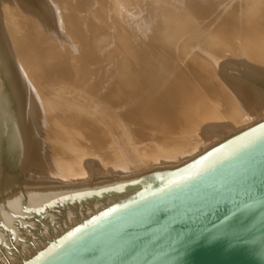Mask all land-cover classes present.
Here are the masks:
<instances>
[{
  "label": "water",
  "instance_id": "95a60500",
  "mask_svg": "<svg viewBox=\"0 0 264 264\" xmlns=\"http://www.w3.org/2000/svg\"><path fill=\"white\" fill-rule=\"evenodd\" d=\"M122 178L1 204L0 264H264V117Z\"/></svg>",
  "mask_w": 264,
  "mask_h": 264
},
{
  "label": "bare ground",
  "instance_id": "6f19581e",
  "mask_svg": "<svg viewBox=\"0 0 264 264\" xmlns=\"http://www.w3.org/2000/svg\"><path fill=\"white\" fill-rule=\"evenodd\" d=\"M2 1L3 0H0V7H1ZM110 1L111 2L107 0H69L68 1V5H70L71 7L70 13H71V18H72L69 24V28L73 32H76L78 35L81 36V42L83 45L90 44L92 46L90 50L92 49L93 50L88 51V53L98 52L97 50L100 47H103V45L109 42V41H106L104 38H102L101 37L102 34L101 32H99L100 30L107 28V24H105L107 21H108L107 22L108 24L111 23V26H114L113 23L115 24L117 23V21L119 22V20H121L123 22L127 21V23L130 24L128 25L130 26V28L133 25L135 27L137 26V28L138 26H146V28L149 27V29H151L150 27L152 28H155L157 26L161 27V25L163 26V24L167 25L168 20H169V23L171 21H174L175 24L171 28L173 29V33H175L176 36L174 37L175 39L171 41V44L174 43V41L178 42V44L180 41H182L180 42L181 44L178 45L179 48L183 50V47H186V46L188 47V49L186 50L187 52L181 51L183 55L182 61L183 63L185 62V65L187 66L186 70L188 71L189 74L193 75L192 78L194 80V82H192L191 84L193 85V88H192V91L190 92L191 94L188 98V102L183 106V108H181V113L179 114L180 117H179V120H177L178 122L176 121L172 123L171 121H168V124L167 125L165 124L166 126H161V127L159 126L158 131H161V132L163 131V132L156 139L152 137V133L148 132L146 134L148 135V140L149 141L151 140V142L153 143L155 142V145H150L149 141L145 143L146 140L145 141L143 140V142L140 143L139 146L133 145V144H136L135 141L139 139L138 136L137 137L135 136V132L136 130H138L137 129L138 127L135 129L133 127L135 126L134 123L136 119L138 120L135 113L140 111L139 113H141V115L144 118L146 117V112H144L143 108L140 106L141 104L140 102H138V99H135V101L127 102L128 104L126 106H122L121 104L119 105L118 109L116 108L119 111V114H120L119 120H121L122 126H124L123 124H125L124 129L121 130L120 129L121 127L119 129L112 128V127H106V125L104 126L102 123H100L101 126L103 125L102 126L104 128L103 130L106 131L107 135L108 134L112 135L115 133L118 135L122 134L121 136H123V142H122L124 146L123 149L124 151H129L128 159H129L130 164L127 162V160L126 162L121 161L118 167L121 169H115L111 165H109L111 161L113 162L115 161L113 160L114 156H111V152L107 149L106 144L103 143V139L107 137L106 133L103 131H100L99 127L94 125L95 120L93 121L91 119L92 118L91 116L94 113L90 111L87 112L86 109H84L82 110L84 113L79 112L81 114L79 117L75 115L69 116L70 118H66L67 124L66 125L62 124L64 126L60 125V127L59 128L57 127L56 130H52L53 134H55L56 132H60V133L64 132L65 136H67L68 139L72 138V140H69L71 143L73 140L82 141V138H84V136H86L87 138L90 136L93 139H90L89 140L90 142H86L82 144L81 146H78V144L75 145L76 148H70L71 151L75 153L71 154L69 158L59 157V160H55V162L58 163V164H55L57 168L55 170H54V167H50L46 169L45 173L41 176L43 178H40L41 174H37L39 172L37 171V169L40 166L37 163L40 164L42 162V165H43L44 160L46 158L45 152L47 153V151H44L45 145L43 148L42 146H39L38 144L39 142L36 140L35 136L33 135L34 132H30V129L32 128V126H35V125L37 126L39 124H36V123L33 124L31 122V118L35 116V114L33 115L31 113L30 106H28L29 101L26 97L27 93L25 94L24 93L25 91H24L23 93L19 94L17 91L18 94H15L16 91H13L14 88L13 90H11L12 85L15 84L17 88L19 86L15 82L16 79H14L15 80L14 84L10 86L11 84L10 80L11 82H13L12 81L13 78L11 77H13L14 75L9 78L8 76L9 72L7 71L8 69L6 66L7 65L10 67L13 66L11 63L14 61L13 60L14 58L11 57L9 51H6L7 45L5 43L6 38H4L5 32L3 33V29L5 28L6 23L3 22V19H2L3 15H2L0 17V21H1V25H0V139L5 136L7 137L6 142H7L8 159L11 160L12 166H15L16 164H19V163L23 166V168L22 169L20 168V169L24 171L23 172L24 177L26 175L27 177L31 176V179H34V180L35 179L43 180L44 178H47V179L50 178L49 176L51 177L54 176L53 174L55 173V175L57 174L59 177L63 176V178H66L68 180L82 182L80 183V185L78 184L74 186L75 188H72L74 190H81L83 188L90 187L89 183L92 182L93 179L99 175H104L109 172H111L109 174H112V172H114L118 176H121V177L125 176V174H128L127 172L129 171L128 169L127 171L124 170V168L126 169V167H128L129 169L130 167H133L135 169L140 170V169H145L147 167L152 168V167L162 165L163 167L154 168L153 170L149 171V172H156V171H159L160 169L168 168L178 163V161H181L187 157H190L196 154L197 152L215 144V142H218L224 138H227L233 135L235 132H238L246 128L247 126L253 124V122L264 117V91H262V89L257 86V84L264 85V0H238L239 5L237 4V2H235L236 3L235 5L240 6L239 7L241 9L240 11L242 12L243 10V14L247 15L246 17L248 18L244 17L245 20L243 19L242 20L244 22L248 21V23L245 22V25L243 26L242 25L240 26L239 24L237 31L233 30L234 32L232 31V33H230L231 32V31L229 32L230 30L229 22L230 21H228L227 18L223 19L217 23L218 26H220L219 28H216L218 29L219 32L212 30L211 34L210 35L208 34L209 35L208 37L204 36L206 25L203 26L202 25L203 23L202 24L201 22L199 23V19L201 18H198L199 17L198 15L201 14L202 16L203 14L204 16L205 13H209L210 10L212 12L210 3H213L215 6V2H217L216 0L215 1L206 0V3H204L203 5H202V2H200L201 0H110ZM219 2L220 1H218L217 3ZM230 2H232V0ZM166 3L171 5L172 7L166 6ZM232 3L234 4V2ZM209 4L210 6H208ZM224 4H226V2H224ZM200 6L203 7L204 10H200ZM220 6L221 5L219 4L218 7L220 8ZM66 7H69V6H66ZM165 7H168L167 12H165L163 9ZM225 7L227 6H224V8ZM223 10L224 9H222V11ZM226 11H229V10H226ZM233 12H232V15H233ZM0 15H1V11H0ZM105 20L107 21L104 22ZM239 20L241 23H243L241 19ZM202 22H203V19H202ZM46 25H48L46 22L42 23V26H46ZM121 27H119V29ZM141 28L142 27H140V29ZM134 29L131 30L130 33L134 31ZM161 30L159 29V31ZM149 31L151 32V30ZM135 32L136 31H134V34ZM162 32L164 31H161L160 33ZM186 32L187 34L188 32H190V36H192L191 38H189L190 37L188 36L189 34L186 35L190 39L188 42L184 40L186 39L184 37ZM121 33L122 32H120V34ZM139 33L137 34L139 35ZM165 33H168V32L165 31ZM131 34L133 35V32ZM159 35L154 34V36H157V37ZM144 36H145V33H144ZM154 36L152 35V37ZM127 37L129 36H126V38ZM200 37L205 38V39L203 40L200 39V41L197 40ZM134 38H135V35H134ZM155 38L152 39L150 36L148 43H150V40L154 41ZM162 38L166 39L165 36ZM157 41L158 40H156V42ZM123 44L125 45V43ZM84 52H81V53H84ZM172 58L173 57L171 56V60ZM87 59L88 61L93 60L92 63L94 64L97 58H96V55L92 53V55L87 57ZM92 63H89V65L87 66L84 65V67H86L85 69L91 70V68L93 67ZM124 65L128 66L129 61L124 63ZM146 65H148L150 68L151 63L149 61L148 62L146 61ZM148 70L149 69L145 70L143 68V70L140 69L138 71H131L129 72L130 73L128 76L129 78H127L126 81L125 80H122V81L127 82L128 88L130 87L135 88L134 90L135 93L140 90L138 92V96L144 97L148 92L147 88L149 87L147 86L150 85L149 80L156 79V76H154L153 73L148 72ZM58 71H60V68ZM98 76H99V73H98ZM113 77H116V76H113ZM83 81L81 84H83ZM116 82L117 80H115V83ZM88 83H87V86H88ZM118 84L121 85L120 80L118 81L117 85ZM116 89L118 90L114 89L115 93L112 94L110 97L111 101L113 100L119 101L121 99L128 98V96L130 95L128 94L124 86H121V87L118 86L116 87ZM51 98L53 99V97ZM30 101H33V100H30ZM124 104H125V101H124ZM103 106L102 108H104ZM67 107L73 108L75 107V104L71 103ZM102 108H100L99 110L95 108L97 109V111H94L95 112L94 115L97 116L98 114H100L101 110H103ZM123 108H126V111H123ZM132 108L136 110L134 114H132L130 111V109ZM105 112L102 111L101 113L104 115ZM109 114H107V116H109ZM21 117H23V119H21ZM111 117L114 118L113 116ZM36 118L38 117L36 116ZM109 118L107 117V119ZM110 122H113V119L110 120ZM53 124L54 123L52 121L51 125ZM74 125H77V126H74ZM173 125L176 126L174 129L172 128ZM156 133L158 132L156 131ZM49 134L51 135V133ZM140 136L144 138L142 134H140ZM144 139H146V137ZM54 140L56 141V139ZM1 144L3 145L2 140H0V146ZM51 148L53 147L48 146L47 150ZM5 153L6 152H4V154ZM115 155H116V158L118 159L123 154H120V155L115 154ZM142 156H144L145 158H148L147 163L142 158ZM82 157L86 158L84 159V161L88 159L91 160V161H88L84 169L82 168L83 173L75 169L73 166V164L76 163L77 160H79V158H82ZM1 159L2 157H0V161ZM66 162L70 163L72 167L66 169V165L68 164ZM94 163L97 164V166L96 165L94 166ZM90 164H92L93 166ZM29 169H31V171H29ZM60 172L61 173L64 172L66 174H61ZM114 173L112 175H114ZM140 175L141 173L134 177H138ZM134 177H128L126 175L125 178L124 179L122 178L121 180L134 178ZM102 179L98 178L96 181H99L98 183L102 184L105 181ZM37 181L38 182H34L35 184H31V185L43 187L45 186L44 185L45 183L46 184L48 183L45 181L44 183H41V181L39 180ZM120 181H117V182H120ZM102 185H99V186H102Z\"/></svg>",
  "mask_w": 264,
  "mask_h": 264
},
{
  "label": "rangeland",
  "instance_id": "374dc122",
  "mask_svg": "<svg viewBox=\"0 0 264 264\" xmlns=\"http://www.w3.org/2000/svg\"><path fill=\"white\" fill-rule=\"evenodd\" d=\"M68 1L67 0H53V1L52 0H3L1 3V7H0V11H1L0 17L3 15V18H2L3 22L6 23L5 28L3 29V33L5 32L4 38H6L5 43L7 45L6 51H9L11 57L14 58L13 59L14 61L11 63L13 66L11 67L8 65L6 66L8 69L7 71L9 72V74L8 72L7 74L9 78L14 75L13 77H11L13 78L12 79L13 82H11L10 80V83H11L10 86L14 84V81H15L14 79H16L15 82L19 86L17 88V86L14 84L11 86V90H13L14 88L13 91H16L15 94H18V93L20 94V93H23L24 91H25L24 92L25 94L27 93L26 97L28 101L31 103L30 104L28 102V106H30L31 113L33 115L35 114V116H33L34 119L33 117L31 118V122L33 124L35 123L39 124L37 126L36 125L32 126V128L30 129V132H34L33 135L35 136L36 140L39 142L38 143L39 146H42L43 148L45 145L44 151H47V153L45 152L46 158L44 160L43 165H42V162L40 164L37 163L40 166L37 169V171H39L37 174H41L40 178H43L41 176L45 173L46 169L50 167H54V170H55L57 168L55 164H58V163L55 162V160H59V157L69 158L71 154L75 153L71 151L70 148H76L75 145L78 144V146H81L82 144L86 142H90L89 141L90 139H93L90 136L88 138L84 136V138H82V141H78L75 139L76 141L73 140L71 143L69 140H72V138L68 139V137L65 136L64 132H61V133L56 132L55 134H53L52 130H56V128L57 127L59 128L60 125L62 124H65V125L67 124L66 118H70L69 116L75 115L79 117L81 115L80 113H84L82 111L84 109H86L87 112L90 111L95 114L94 111H97V109L99 110L100 108H102L103 105H105L103 106L105 109L102 108L103 110H101V112L106 111L104 115L100 112V114H98L97 116L94 114L91 116L92 117L91 119L93 121L95 120L94 125L98 126L99 130L105 133L106 131L103 130L104 128L102 127L103 125L104 126L106 125V127H112V128H118V129L121 127L120 129L122 130L124 129L125 124H123L124 126H122V122L121 120H119L120 114H119V111L117 110L119 105L122 104V106H126L128 104L127 102L135 101V99H138V102H140L141 104L140 106L143 108L144 112H146V117L144 118L141 115V113H139L140 111L136 112V110H134L133 108L130 109V111L132 114L136 112L135 115L138 118V120L136 119L134 123L135 126L133 127L134 129L138 127L137 129L139 131L136 130L135 136L136 137L138 136L139 139L137 138L138 140L135 141L136 144H133V145L139 146L140 143L143 142V140L144 141L146 140L145 143L149 141L148 135H146L148 132L152 133V137L156 139L163 132V131L162 132L158 131L159 126L160 127L166 126L168 124V121H171L173 123L179 120V117H180L179 114L181 113V108H183V106L188 102V98L191 94L190 92L192 91V88H193V85L191 84L192 82H194L192 78L193 75L188 73V71L186 70L187 66L185 65V62L183 63L182 61L183 55L181 51H186L188 47L187 46L183 47V50H181V48H179L178 46L179 44H181L180 42H182L180 40H179L180 41L179 44L178 42H175V41L174 43L171 44V41H173L175 39L174 37L176 36L175 33H173V29L171 28L175 24L174 21H171L169 23V20H168L167 25L163 24V26L161 25V27H158V26L155 27L157 29L152 28V27H150L151 29H149V27L146 28V26H138L137 28V26L135 27L133 25L130 28V26H128L130 24L127 23V21L123 22L121 20H119V22L117 21V23H115L116 25L113 23L114 26H111V23L108 24L107 23L108 21L105 20L104 22L107 21L105 23L107 24V28L105 27L106 29L100 30L99 32H101L102 34L101 37L109 42L103 45V47H100L97 50L98 52L88 53V51L93 50V49L90 50L92 46L90 44L83 45L81 42V36L78 35L76 32H73L69 28V24L72 18H71V13H70L71 7L70 5H68ZM107 1L111 2L110 0H107ZM212 1H215V0H212ZM216 1L217 2L220 1L221 3L215 2V6L213 3H210L212 12L210 10V12L205 13L204 16L203 14L202 16L201 14L198 15L199 16L198 18H201L199 19V23L200 22L201 24L203 23L202 24L203 26L206 25V28H205L206 32L204 31L205 37H208L211 34L212 30L218 31V29L216 28H219L220 26H218L217 23L226 18L228 21H230L229 22L230 23L229 32L231 31L230 33H232L233 30L237 31L239 24L240 26L241 25L243 26L245 25V22L248 23V21H245V22L243 21L245 20L244 17H246L247 15L243 14V10L242 12L240 11L241 9L239 8L240 6H238L239 5L238 0H232L234 4L230 2L231 0H226V1L224 0L226 4H224L223 0H216ZM200 2H202V5H203L204 3H206V0L205 1L201 0ZM235 2H237L238 5H235L236 4ZM210 4L208 6H210ZM217 4L221 5L220 8L218 7ZM223 5L227 7L224 8ZM66 6H69V7H66ZM166 6L172 7L171 5L167 3H166ZM168 7L163 8L165 12H167ZM202 8L203 7L200 6V10H204V8L203 9ZM222 9L224 10L222 11ZM226 10H229V11H226ZM232 12H233V15H232ZM202 19H203V22H202ZM239 19H241L243 23H241ZM44 22H46L48 25L42 26V23ZM123 24L124 25L126 24L127 26L126 25L124 26ZM0 25H1V21H0ZM118 26L119 27L122 26V27L119 29ZM110 27L112 28V30ZM140 27L142 28L140 29ZM132 28L133 29L135 28L134 31H136L135 34H134V31H132L133 35L131 34L132 32L130 33V31L133 30ZM170 28L172 29V31ZM115 29L117 32L115 31ZM159 29L160 30L162 29L161 31H164V32L160 33L161 31H159ZM149 30H151V32L152 31L154 32L151 33ZM165 31L168 32L169 34L165 33ZM120 32L122 33L120 34ZM137 33H139V35ZM144 33H145V36H144ZM153 33L155 35H159L160 37L154 36ZM123 34L129 37L126 38V36ZM188 34L186 32L184 36L186 38L184 40L187 42L190 40L189 38L192 37L190 36V32H188ZM134 35H135V38H134ZM152 35L154 37H152ZM186 35L190 37L188 38V36ZM150 36L152 39L155 37L157 39L155 38L154 41L150 40V43H148ZM164 36L166 37V39L162 38ZM200 39L203 40L205 38L200 37L197 40L200 41ZM156 40H158L159 43L158 41L156 42ZM123 43H125V45ZM123 48L125 51L123 50ZM82 50L84 51L86 50L87 52L86 51L85 52L88 55ZM81 52H84L85 54ZM92 53L95 54L97 58L94 64L92 63L93 60L92 61L89 60L90 61L89 62L87 59V57L92 55ZM171 56L174 59L172 58L171 60ZM128 61H129V65L125 66L124 63ZM146 61L147 62L149 61L151 63L150 68L148 65H146ZM89 63H92V66H93L91 70L90 69L87 70L85 69L86 67H84V65L87 66L89 65ZM59 68H60V71H58ZM143 68L145 70L149 69L148 72L153 73V75L156 76V79L149 80L150 85L147 86L149 87L147 88L148 92L144 97L138 96V92L140 90L135 93L134 92L135 88H131L130 86H129L130 88H128L127 82L122 81V80L126 81V79L129 78L128 77L130 74L129 72L138 71L140 69L143 70ZM98 73H99V76H98ZM113 76H116V77H113ZM115 80H117L116 83H115ZM119 80H120L121 85L119 84L117 85ZM82 81H83V84H81ZM87 83H88V86H87ZM118 86L120 87L124 86L128 94L130 95L128 96V98H124L119 101L113 100L114 101L113 102L111 101L110 97L112 94L115 93V90H118L116 89V87ZM257 86L261 88L262 91H264V85L257 84ZM51 97H53V99ZM30 100H33V101H30ZM123 100L125 101V104ZM71 103L75 104V107L68 108L67 106ZM82 104H84L85 106ZM107 106L109 107V109ZM113 110L115 111L117 110V111L115 112ZM123 111H126V108H123ZM106 113L109 114V116H107ZM110 115L113 116L114 118H112ZM36 116L38 118H36ZM107 117L108 118L111 117L113 119V122H110V120L112 119L109 118L110 119L109 120L107 119ZM115 117L117 118V120ZM21 119H23V117H21ZM52 121L54 123L53 124L54 126L51 125ZM100 123H102L103 125L101 126ZM77 125H74V126H77ZM175 127H176L175 125L172 126L173 129ZM34 129L36 132L34 131ZM156 131L158 133H156ZM49 133H51V135ZM140 134H142L144 138L146 137V139L141 137ZM121 135L122 134L118 135L115 133L112 135L108 134L107 137L103 139V143L106 144L107 149L111 152V156H114L113 160H115L114 162L109 160L111 161L109 165H111L115 169H121V168H118L121 161L126 162L127 160V162L130 164L129 159H128L129 151H124L123 149L124 146L122 144L123 136ZM53 137L54 139H56V141L53 139ZM0 140H2V143H3V145L1 144L0 146V148L2 147L0 149V157H2L0 161V205L7 203L8 201H10V199L15 200L13 198L23 196L26 194V192H28V194L30 195L34 193H41V191H48V190L50 191L74 190L72 189V188H75L74 186L78 184L80 185V183H82V182H77L73 180H68L66 178H63V176L59 177L57 174L55 175V173L53 174L54 176H52L54 178L49 176L50 178L48 179L44 178L43 180H40V179L34 180V179H31V176H29L30 177L29 178L26 175L24 177V173H23L24 171L21 170L23 166L20 163L16 164L15 166H12L11 160L8 159L7 142H6L7 137L6 136L2 137ZM149 144L155 145V142L153 143L150 140ZM48 146L53 147L51 148L52 150L51 149L47 150ZM4 152L6 153L4 154ZM115 154L117 155L123 154V155H121L120 158L117 159ZM142 158L147 163L148 158H145L144 156H142ZM84 159L86 158H83V157L79 158V160H77V162L73 164L74 168L80 172H82V168L83 169L85 168V165L88 163V161H91L88 158H87L88 160H85V161ZM17 165H19L20 167ZM95 165L97 166V164L94 163V166ZM70 167H72V165L68 163L66 165V169ZM159 167H163V166L159 165V166L152 167V168L147 167L145 169H140V170L135 169L133 167H130V169L126 167V169L124 168V170L127 171L128 169L129 171L127 172L128 174H125V176L127 175L128 177H134L136 175H139L140 173L142 174L143 172L151 173L149 171L153 170L154 168H159ZM29 171H31V169H29ZM109 173L96 176L93 179V182L94 180L96 181L98 178L104 179L105 177L107 178L108 176L110 177L116 174L114 172H112V174L114 173V175L109 174ZM61 174H66V173L63 172ZM37 180L41 181V183H44V181L48 183L47 184L45 183L44 184L45 186L43 187L31 185V184H35L34 182H38Z\"/></svg>",
  "mask_w": 264,
  "mask_h": 264
}]
</instances>
